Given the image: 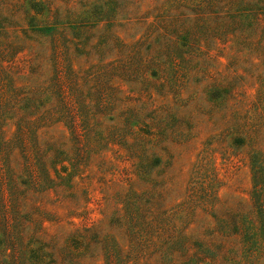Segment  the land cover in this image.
I'll use <instances>...</instances> for the list:
<instances>
[{
  "label": "rangeland",
  "instance_id": "1",
  "mask_svg": "<svg viewBox=\"0 0 264 264\" xmlns=\"http://www.w3.org/2000/svg\"><path fill=\"white\" fill-rule=\"evenodd\" d=\"M228 2L0 0V264H264V9Z\"/></svg>",
  "mask_w": 264,
  "mask_h": 264
},
{
  "label": "trees",
  "instance_id": "2",
  "mask_svg": "<svg viewBox=\"0 0 264 264\" xmlns=\"http://www.w3.org/2000/svg\"><path fill=\"white\" fill-rule=\"evenodd\" d=\"M227 4L231 8V10L236 8V6H242L237 9H234V11L237 16L242 17L245 21L248 22L253 19V10L250 8L251 6H256L255 8L258 10L264 9V0H229Z\"/></svg>",
  "mask_w": 264,
  "mask_h": 264
}]
</instances>
